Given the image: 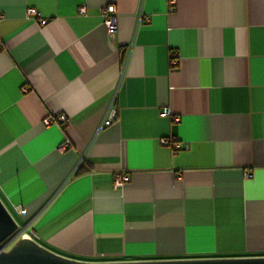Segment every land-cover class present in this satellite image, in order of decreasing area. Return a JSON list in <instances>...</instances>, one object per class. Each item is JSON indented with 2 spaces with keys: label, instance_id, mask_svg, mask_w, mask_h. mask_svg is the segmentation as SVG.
<instances>
[{
  "label": "crops",
  "instance_id": "0c3cea01",
  "mask_svg": "<svg viewBox=\"0 0 264 264\" xmlns=\"http://www.w3.org/2000/svg\"><path fill=\"white\" fill-rule=\"evenodd\" d=\"M171 1L0 0V199L56 254L264 257V0Z\"/></svg>",
  "mask_w": 264,
  "mask_h": 264
},
{
  "label": "water",
  "instance_id": "95a60500",
  "mask_svg": "<svg viewBox=\"0 0 264 264\" xmlns=\"http://www.w3.org/2000/svg\"><path fill=\"white\" fill-rule=\"evenodd\" d=\"M18 230V222L0 199V264H264V257L148 260L132 262H83L56 254L30 238H22L9 250L5 243Z\"/></svg>",
  "mask_w": 264,
  "mask_h": 264
},
{
  "label": "built area",
  "instance_id": "2783aa9c",
  "mask_svg": "<svg viewBox=\"0 0 264 264\" xmlns=\"http://www.w3.org/2000/svg\"><path fill=\"white\" fill-rule=\"evenodd\" d=\"M171 4L174 5L175 1L172 0ZM86 13V8L82 7L80 9V14H85ZM115 13H116V7L114 5H109L108 7L104 8L102 11V16L104 18V25L107 28L108 32L113 35L115 33L116 30V18H115ZM28 16L29 19L34 20V21H38L40 23L41 26H43L45 24V20L41 19L39 16V13L36 9H29L28 10ZM172 64L176 65L177 64V60H172ZM117 106L115 104V101L112 103V105L110 106V108L108 109L106 116L104 118V120L102 121L99 130L111 127L117 120ZM170 114V110L169 109H165L164 110V115H169ZM68 122V119L66 117V115H59L58 117H52L49 116L44 120V125L45 126H50L51 124H66ZM164 144H169V141L164 140L163 141ZM173 149L174 151H179L181 148L180 143H174L173 145ZM246 177L249 178L251 177L250 174H246ZM130 180V177L126 174L124 175H119L116 179V185L118 187H123L125 186ZM17 212L20 215L25 214V209L23 207H17ZM22 238H30V239H34V234L33 233H29L26 231V229L23 230H18L11 238H9L5 243L7 244V247L5 248V251L9 250V248H11L16 242H18L20 239ZM11 246V247H10Z\"/></svg>",
  "mask_w": 264,
  "mask_h": 264
},
{
  "label": "rangeland",
  "instance_id": "374dc122",
  "mask_svg": "<svg viewBox=\"0 0 264 264\" xmlns=\"http://www.w3.org/2000/svg\"><path fill=\"white\" fill-rule=\"evenodd\" d=\"M12 215H13V213H11ZM13 217H14V215H13ZM15 218V217H14ZM19 224H21L19 221H17ZM11 247V246H10Z\"/></svg>",
  "mask_w": 264,
  "mask_h": 264
},
{
  "label": "trees",
  "instance_id": "16d2710c",
  "mask_svg": "<svg viewBox=\"0 0 264 264\" xmlns=\"http://www.w3.org/2000/svg\"><path fill=\"white\" fill-rule=\"evenodd\" d=\"M78 173H79V171H78Z\"/></svg>",
  "mask_w": 264,
  "mask_h": 264
}]
</instances>
